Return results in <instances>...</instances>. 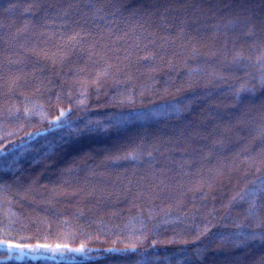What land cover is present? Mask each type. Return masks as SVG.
<instances>
[{
	"label": "trees",
	"instance_id": "1",
	"mask_svg": "<svg viewBox=\"0 0 264 264\" xmlns=\"http://www.w3.org/2000/svg\"><path fill=\"white\" fill-rule=\"evenodd\" d=\"M0 264H264V0H0Z\"/></svg>",
	"mask_w": 264,
	"mask_h": 264
},
{
	"label": "rangeland",
	"instance_id": "2",
	"mask_svg": "<svg viewBox=\"0 0 264 264\" xmlns=\"http://www.w3.org/2000/svg\"><path fill=\"white\" fill-rule=\"evenodd\" d=\"M47 249H49V252H51V253L64 254L63 251H58L56 247H50ZM12 250H14V249H12Z\"/></svg>",
	"mask_w": 264,
	"mask_h": 264
},
{
	"label": "snow or ice",
	"instance_id": "3",
	"mask_svg": "<svg viewBox=\"0 0 264 264\" xmlns=\"http://www.w3.org/2000/svg\"><path fill=\"white\" fill-rule=\"evenodd\" d=\"M61 115H63V113H61Z\"/></svg>",
	"mask_w": 264,
	"mask_h": 264
}]
</instances>
